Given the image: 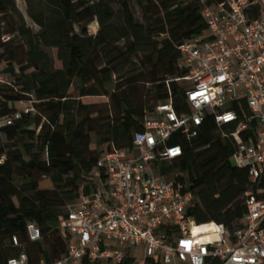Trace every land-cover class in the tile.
Instances as JSON below:
<instances>
[{
	"label": "trees",
	"instance_id": "16d2710c",
	"mask_svg": "<svg viewBox=\"0 0 264 264\" xmlns=\"http://www.w3.org/2000/svg\"><path fill=\"white\" fill-rule=\"evenodd\" d=\"M24 1L30 22L18 0H0V70L14 79L0 84V116L12 115L20 100L31 99L35 107L0 133L8 140L0 139V264L23 252L31 264L66 253L71 236L60 218L67 203L96 187L90 173L104 152L132 148L158 104L170 97L176 106L185 102L186 85L176 80L188 75L179 47L211 38L203 9L221 0ZM95 21L96 34L84 30ZM95 97L106 101L90 100ZM235 108L240 119L249 117L245 101ZM233 128L207 119L196 138L174 136L170 143L181 144L183 155L158 166L163 176L194 191L188 215L198 225L232 230L246 213L251 187L264 199V175L252 186L247 168L232 159L236 143L223 130ZM31 223L40 228L41 240L30 239ZM135 262L131 254L117 263L86 255L82 264ZM145 264L162 263L147 257Z\"/></svg>",
	"mask_w": 264,
	"mask_h": 264
},
{
	"label": "built area",
	"instance_id": "2783aa9c",
	"mask_svg": "<svg viewBox=\"0 0 264 264\" xmlns=\"http://www.w3.org/2000/svg\"><path fill=\"white\" fill-rule=\"evenodd\" d=\"M203 14L211 38L179 47L180 67L188 75L176 80L186 83L185 102L176 106L170 97L158 104L135 133L131 149L102 154L90 173L96 187L81 190L60 218V228L71 236L66 253L37 264H82L86 255L117 263L127 254L136 264H145L147 257L162 264H208L211 258L219 264H264V199L253 187L245 193L246 213L232 230L213 223L214 228L195 233L193 226L201 225L188 215L194 191L187 182L163 176L158 167L183 155L181 144L170 143L174 136L192 140L211 119L220 128L234 125L223 135L234 139L232 159L247 168L252 186L264 175V0H221L206 5ZM13 81L0 70L1 85ZM243 101L250 111L246 119L235 108ZM18 105L12 115L0 116V133L35 112L31 99ZM28 233L32 241L42 238L35 224L28 225ZM13 245H19L17 236ZM8 264L31 263L23 252Z\"/></svg>",
	"mask_w": 264,
	"mask_h": 264
},
{
	"label": "rangeland",
	"instance_id": "374dc122",
	"mask_svg": "<svg viewBox=\"0 0 264 264\" xmlns=\"http://www.w3.org/2000/svg\"><path fill=\"white\" fill-rule=\"evenodd\" d=\"M18 7L20 9V12L26 18L27 22H30L31 19H30L29 15H28L27 5H26L25 1L24 0H18ZM115 9H118V7L115 6ZM134 12H135V14H136L137 17H140L141 16V13H140V10H139L138 7H135L134 8ZM86 27L89 28V33L90 34H96L98 32L100 26H99L98 22L95 21V22L91 23L90 25H87ZM50 53L53 55V54L56 53V50L55 49H52V50H50ZM179 83L182 86H185L186 85V83L185 82H182V81H180ZM90 100L95 101V102H99V103L106 101V99L105 98H102V97H95V98H92ZM0 139L3 142L8 143L7 137L4 134H0ZM92 146L95 147L94 145H92ZM135 255L138 258H140V259L144 258V253L143 252H135Z\"/></svg>",
	"mask_w": 264,
	"mask_h": 264
},
{
	"label": "bare ground",
	"instance_id": "6f19581e",
	"mask_svg": "<svg viewBox=\"0 0 264 264\" xmlns=\"http://www.w3.org/2000/svg\"><path fill=\"white\" fill-rule=\"evenodd\" d=\"M214 227L215 225L213 223H204V224H201V226L194 225L193 230L195 233H197V232H200L201 230H209Z\"/></svg>",
	"mask_w": 264,
	"mask_h": 264
},
{
	"label": "water",
	"instance_id": "95a60500",
	"mask_svg": "<svg viewBox=\"0 0 264 264\" xmlns=\"http://www.w3.org/2000/svg\"><path fill=\"white\" fill-rule=\"evenodd\" d=\"M84 30H85V31H89V28H88V27H86Z\"/></svg>",
	"mask_w": 264,
	"mask_h": 264
}]
</instances>
